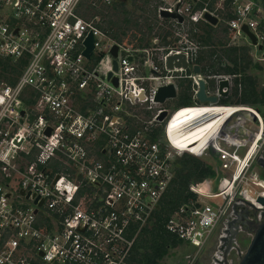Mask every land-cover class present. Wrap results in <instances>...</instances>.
Wrapping results in <instances>:
<instances>
[{
    "label": "built area",
    "instance_id": "2783aa9c",
    "mask_svg": "<svg viewBox=\"0 0 264 264\" xmlns=\"http://www.w3.org/2000/svg\"><path fill=\"white\" fill-rule=\"evenodd\" d=\"M142 2L157 31L147 46L114 37L97 15L82 16V0H0V57L24 62L14 81L0 83V264H130L135 238L185 154L210 165L216 186L209 177L191 183L196 198L165 224L193 248L179 264H196L214 234L209 264H237L246 249L238 235L262 222L264 108L221 102L240 74L203 65L210 45L201 37L204 26L220 27L229 45L264 61V0ZM170 55H183L186 66L168 68ZM199 78L215 102L196 97ZM221 80L228 85L220 90ZM168 84L175 95L156 101ZM185 84L189 102L181 105Z\"/></svg>",
    "mask_w": 264,
    "mask_h": 264
},
{
    "label": "trees",
    "instance_id": "16d2710c",
    "mask_svg": "<svg viewBox=\"0 0 264 264\" xmlns=\"http://www.w3.org/2000/svg\"><path fill=\"white\" fill-rule=\"evenodd\" d=\"M123 2V0H119ZM212 28L204 26V36L201 38L207 44L221 45V40L213 41ZM114 37H117L113 33ZM223 56L227 58L231 65L223 64L222 68H216L215 49H211L208 56L212 62L210 67L213 71L221 70L225 73L240 74L234 78V85L231 95L221 102L236 101L238 103L249 104L256 107L264 105V87H257L256 78L244 74L250 59L247 56L248 48L245 46H232L222 48ZM219 58V57H218ZM23 61L14 62L8 58L0 57V75L5 82L11 83L15 76L20 72ZM227 63V64H228ZM215 67V68H214ZM8 74L5 76V74ZM12 74V76H9ZM238 83L241 85V93L237 97ZM190 90L188 84H185L178 95V103L181 105L188 104ZM214 172L210 165L203 159L185 154L179 157L174 163V175L169 186L159 201L158 208L153 213V220L149 225L141 228L135 238L131 252L128 258L130 264H160L161 259L168 253L169 248H175L180 244L175 235L169 232L165 224L169 216L183 203L190 199H195L196 194L190 191L189 185L195 182H201L205 178L213 176Z\"/></svg>",
    "mask_w": 264,
    "mask_h": 264
},
{
    "label": "rangeland",
    "instance_id": "374dc122",
    "mask_svg": "<svg viewBox=\"0 0 264 264\" xmlns=\"http://www.w3.org/2000/svg\"><path fill=\"white\" fill-rule=\"evenodd\" d=\"M79 12L86 18H90L92 15H97L103 28L108 29L110 33L116 34L117 37L122 40H127L129 42L136 39L138 46L149 45L150 38H152L155 35V32H157L150 27L151 22L153 21V12L146 3L142 2V0H128L127 2L114 0L110 4H104L102 3V0H82ZM211 33L213 41L219 39L223 44H217L216 46L210 44V46L203 49L201 52V63L203 65H210L212 60H210L208 53L211 49H215L216 55L213 54L212 58H216V61L218 60V62L216 68H214H222L225 63L226 65H231L221 52L223 47H232V45H229L224 31L222 28L217 27L213 29ZM241 42L242 41L239 40V43ZM248 52L247 56L250 59V62L245 68L244 74L255 77L259 89L260 87H264V61L253 59ZM221 72L223 71L221 70ZM7 75L8 74L6 73L5 76ZM9 76H12V74H9ZM2 82H5V80L0 75V83ZM237 90L238 97L241 93V88L237 87ZM262 107L264 108V105H262ZM261 113L264 112L261 111ZM258 170L261 171V169ZM261 173L264 175L262 171ZM213 176H210L209 178L213 180V183H215L214 186H216L215 177L213 178ZM218 202H220L219 187L215 189V196L211 199L210 203L215 206ZM238 237H240V246L245 249L249 243L251 235L242 232ZM187 250L190 249H181L179 245L175 248H169L168 253L161 259L160 264H179L182 260L184 261L182 251L185 252Z\"/></svg>",
    "mask_w": 264,
    "mask_h": 264
},
{
    "label": "water",
    "instance_id": "95a60500",
    "mask_svg": "<svg viewBox=\"0 0 264 264\" xmlns=\"http://www.w3.org/2000/svg\"><path fill=\"white\" fill-rule=\"evenodd\" d=\"M161 15L162 16H169V15L174 16V14H168L166 12H161ZM204 17L211 24L217 23V18L215 16L205 13ZM179 20H181L180 17H179ZM243 29L250 36L252 43H255L254 36L247 31V28L245 26L243 27ZM93 41H94V37L92 36V33L90 32L88 36L86 37V39L84 40L85 49L83 53L86 57H89L93 49ZM258 48L260 49L261 46H259ZM116 51H117V46L113 45L111 49V53L114 56L116 55ZM112 64H113V69H116L115 59H113ZM166 66L168 68H171L173 66L185 67L186 66L185 58L183 55H170L166 58ZM193 71L200 72V66L198 64H195L193 66ZM110 75H111V72L108 73L107 77H110ZM112 81L114 82V84H116L117 82L116 78H113ZM227 85H228V82L226 80H221L219 82V89L221 90L223 86H227ZM204 88H205V82L203 79L199 78L196 97L200 101L209 100V101L215 102L217 99L216 96H206ZM225 94L226 93H222V95H225ZM174 95H175V90H174L173 85L171 84L164 85V86L158 87L155 100L162 102L166 97H173ZM164 114L165 113L160 114L159 118H162ZM259 165L260 167L264 166L262 162H259ZM20 192L22 193L23 191H20ZM27 196L28 194H26V197ZM257 200L263 205V220L259 224V226L255 230H253L249 243L245 249V252L240 256L237 264H264V198L258 197ZM40 204H41V201L38 203V205Z\"/></svg>",
    "mask_w": 264,
    "mask_h": 264
},
{
    "label": "crops",
    "instance_id": "0c3cea01",
    "mask_svg": "<svg viewBox=\"0 0 264 264\" xmlns=\"http://www.w3.org/2000/svg\"><path fill=\"white\" fill-rule=\"evenodd\" d=\"M216 238H217V235L214 234V235L212 236V239H211V241L209 242V244L206 246V248L204 249V251H202V253H201L200 257H199V260L197 261L196 264H209L210 258L212 257L211 255H212V251H213V247H214L213 245H214V243H215V241H216ZM179 247H180L181 249H183V248H188V249H190V250L193 249L190 245H186V244H179ZM190 250H187V251H185V252L182 251L183 256H184L185 254L191 252Z\"/></svg>",
    "mask_w": 264,
    "mask_h": 264
},
{
    "label": "flooded vegetation",
    "instance_id": "af4514ba",
    "mask_svg": "<svg viewBox=\"0 0 264 264\" xmlns=\"http://www.w3.org/2000/svg\"><path fill=\"white\" fill-rule=\"evenodd\" d=\"M264 173V169L261 170ZM242 232H245L247 235H249V227L245 226V230H243ZM242 232L240 234H242ZM239 239V243H240V237H238Z\"/></svg>",
    "mask_w": 264,
    "mask_h": 264
}]
</instances>
